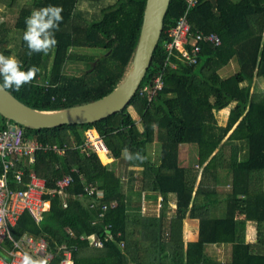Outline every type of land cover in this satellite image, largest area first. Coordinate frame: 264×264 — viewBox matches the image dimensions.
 I'll return each mask as SVG.
<instances>
[{
  "label": "trees",
  "instance_id": "1",
  "mask_svg": "<svg viewBox=\"0 0 264 264\" xmlns=\"http://www.w3.org/2000/svg\"><path fill=\"white\" fill-rule=\"evenodd\" d=\"M100 1L0 0V7L11 18L0 23V53L18 59L21 70L33 65L39 68L36 78L19 92L7 91L36 110L80 105L111 92L131 62L145 0H114L100 7L97 15L79 8L81 3L94 6ZM46 5L63 7L49 66L43 64L44 53L29 55L23 41L26 18ZM184 11L185 0H170L161 37L139 89L156 74L163 87L150 100L138 90L129 103L140 118L138 125L125 108L88 124L40 130L22 127L25 139L68 147L62 156L37 150L31 164L24 159L17 165L24 171L23 184L16 183L13 172L6 175L7 187L17 190L28 182L27 174L32 171L44 180L48 192L56 189L63 175L71 176L72 183L62 195L44 196L49 206L39 222L23 212L10 231L14 240L23 235L43 238L55 255L51 264L60 261L62 245L71 249L73 264H264V90L254 92L256 80L264 85V0H198L187 14L190 32L216 34L221 43L199 42L195 64L171 57L169 61L176 64L172 68L165 64L164 44L169 40L168 30ZM82 48L101 55L73 52ZM232 60L235 72L221 76L220 71ZM69 63L83 70L67 74ZM170 96L176 98L175 106L167 104ZM228 107L221 125L220 112ZM164 117L170 120L172 141L158 126ZM8 123L13 122L0 115V130ZM89 131L103 141L111 163L104 165L97 154L82 150ZM154 143L159 148L156 163L148 158ZM180 144L196 146V170L180 165ZM115 161L124 162L130 171L117 174ZM135 168L140 169L138 175ZM221 177L229 178V190L218 191ZM91 187L93 194L87 190ZM143 193L161 196L157 215L141 214ZM170 195H175V212L165 236L163 221ZM188 218L197 221V236L185 243L183 226ZM249 227L251 241L247 240ZM91 236L103 242L102 248L91 245ZM150 243L155 245L154 260ZM209 245L228 247L229 257L210 260L206 255ZM5 246L10 248L11 242ZM127 254L132 256L127 258Z\"/></svg>",
  "mask_w": 264,
  "mask_h": 264
},
{
  "label": "built area",
  "instance_id": "2",
  "mask_svg": "<svg viewBox=\"0 0 264 264\" xmlns=\"http://www.w3.org/2000/svg\"><path fill=\"white\" fill-rule=\"evenodd\" d=\"M197 3L198 0H185L183 15L167 32L169 40L164 44L167 52L165 64L172 68H176V64L169 61L171 57H175L186 65L195 64L200 51L199 42H208L214 46H218L221 43L220 38L216 34L204 35L200 32L194 34L190 32L187 14ZM162 87L161 76L156 74L138 90H140V94H145L147 99L150 100L154 93ZM90 133L91 131L85 133L86 141L82 150L88 149L97 154V148L92 141L94 139H92ZM97 142L104 146L99 136H97ZM67 149V146H43L35 138L25 139L23 128L14 123H8L4 129L0 130V162L3 168V174L0 176V252L2 253L0 255V264H22L25 254L31 256L34 260L44 259L47 264L52 263L55 255L50 251L47 242L43 238L23 235L19 240H14L10 231L16 225L23 212H27L35 222H39L42 213L47 210L49 204L44 199V196L46 194L53 196L56 193L62 195L72 183L71 176L63 175L57 180L56 189L48 192L45 189L44 180L36 177L32 171L27 174L28 182L24 183L22 189L17 190L7 187L6 175L10 171L13 172L16 183L23 184L24 171L22 168H17V165H22L21 163L24 159L31 164L34 161V153L37 150L51 151L58 156H62ZM87 190L88 193L93 194L95 188L91 187ZM63 207H66L65 202H63ZM102 210H106L105 205L102 206ZM6 241L11 242L10 248H6ZM90 241L95 248H102L103 246V242L94 236H91ZM58 250L61 252V259L57 264H73L70 248L62 245Z\"/></svg>",
  "mask_w": 264,
  "mask_h": 264
},
{
  "label": "water",
  "instance_id": "3",
  "mask_svg": "<svg viewBox=\"0 0 264 264\" xmlns=\"http://www.w3.org/2000/svg\"><path fill=\"white\" fill-rule=\"evenodd\" d=\"M169 2L170 0H145L131 62L122 80L111 92L80 105L57 110H36L20 102L8 91H0V115L23 128L40 130L93 123L122 112L136 95L150 66L163 31Z\"/></svg>",
  "mask_w": 264,
  "mask_h": 264
},
{
  "label": "rangeland",
  "instance_id": "4",
  "mask_svg": "<svg viewBox=\"0 0 264 264\" xmlns=\"http://www.w3.org/2000/svg\"><path fill=\"white\" fill-rule=\"evenodd\" d=\"M22 1H26V0H22ZM235 1V0H234ZM114 2V0H101L100 2H98L96 5L94 6H90L88 3H81L79 4V8L86 10L88 12L89 15H97L100 7L102 6H106L108 4H112ZM5 11L2 10V8L0 7V23L2 22H6L7 20H11L10 17H7L4 13ZM12 22V21H10ZM12 41V39H11ZM73 52L76 54H87V55H93V56H99L101 55L100 51L97 50H89V49H73ZM51 58H52V51L50 50L47 54H44V60H43V64L49 66L50 62H51ZM74 64L69 63L66 68L65 71L66 73H70V74H75V73H81V71L83 70V66H80V68H76L74 67ZM236 68H235V61L232 60L230 62V64L225 67L224 69H222L220 71L221 76H227V75H231L235 72ZM264 90V85L262 83L261 80H256L255 82V86H254V92L257 94H261V92H263ZM128 112L130 113L131 117L133 118V120L135 121V123L138 125L140 123V118L137 115L136 111L131 107L128 106L127 107ZM225 117V116H224ZM219 122L220 124L223 123V125L225 124V119H222V117H219ZM95 138L93 141V143L97 142V134H95ZM187 146V147H185ZM150 151L148 158L153 161L154 163L157 162V158L159 155V149H157V145L154 143L153 146L150 147V149L148 150ZM108 156V154H107ZM181 161H180V165L186 168H193L194 170L197 169V165H196V161H197V154H196V146L192 145V144H186L184 145V147L181 148ZM109 159V158H108ZM102 164H107L108 162H103L101 161ZM112 162V161H111ZM113 168L116 171L117 174H120L122 171L124 172V170L126 171V167H125V163L124 162H118L115 161V163L113 164ZM129 170V168H128ZM126 171L125 173L127 174ZM138 175V173H137ZM220 182L218 184V191L223 192V191H227L229 190V178H224L221 177L220 178ZM122 182H123V186L124 188H126L128 179H127V175L122 177ZM136 190V189H135ZM141 203V214L144 215H157L159 213L160 210V206L157 205V201L154 198H150V201L144 200L143 198L140 201ZM168 213V212H167ZM252 229L249 228V230L247 231V240L251 241L253 240V233L251 231ZM123 246V245H122ZM124 248V252L126 251L125 247ZM155 248V247H154ZM206 255L210 260H218L221 258V256L223 257V259H227L229 256V248L225 247L224 250L217 247V246H209L206 250Z\"/></svg>",
  "mask_w": 264,
  "mask_h": 264
},
{
  "label": "clouds",
  "instance_id": "5",
  "mask_svg": "<svg viewBox=\"0 0 264 264\" xmlns=\"http://www.w3.org/2000/svg\"><path fill=\"white\" fill-rule=\"evenodd\" d=\"M63 7L60 5H46L32 11L25 20V31L23 41L27 45L28 54H47L53 49L58 41L55 38V31L59 30V25L63 21ZM21 62L14 56H5L0 53V91L12 89L19 92L23 85L31 83L36 78L39 68L35 65L26 71L21 70ZM22 264H47L44 259L34 260L25 254Z\"/></svg>",
  "mask_w": 264,
  "mask_h": 264
},
{
  "label": "crops",
  "instance_id": "6",
  "mask_svg": "<svg viewBox=\"0 0 264 264\" xmlns=\"http://www.w3.org/2000/svg\"><path fill=\"white\" fill-rule=\"evenodd\" d=\"M234 1V0H233ZM229 76V75H227ZM167 104L170 105V106H175L177 104V100L175 97L173 96H170L167 100ZM231 107V106H230ZM230 107L222 110L220 112V118L222 117V119H225L226 121V118H227V114L229 112V109ZM225 116V117H224ZM223 125V123L221 124ZM158 126L161 127L162 129H165L166 131V136H167V139L168 140H171L174 139V136H173V129L171 128L170 126V120L167 118V117H164L159 123H158ZM90 134H94L95 133L93 131H91ZM154 145V144H153ZM152 145V146H153ZM157 145V144H156ZM184 145L186 144H180L178 146V151H179V160L181 161V148L184 147ZM187 147V146H185ZM157 149L158 148V145H157ZM104 156H105V163L108 162V160L110 161L109 163H111V161H113V159L109 158V156H107L106 158V149L104 150ZM150 151L148 152V155H149ZM99 157V156H98ZM109 158V159H108ZM108 159V160H107ZM101 160V159H100ZM102 161V160H101ZM153 162V161H152ZM105 165V164H104ZM184 167V166H183ZM134 170V168H131ZM138 170L140 169H137L135 168V173L138 172ZM130 171V168L129 170ZM137 175V174H136ZM144 199V200H147V201H150V198H154L156 199L157 201V205L161 207V196L160 195H156V194H152V193H143V195L141 196V199ZM49 206V204H48ZM48 208V207H47ZM174 212H175V195H170L169 196V208H168V213H167V217L164 219L163 221V230H164V234L165 236H167V232L169 230V220L170 218H172L174 216ZM197 226H198V223L196 220H192V219H186L185 222H184V226H183V237H184V241L185 243L187 241H194L196 239V236H197ZM251 228V227H249ZM249 230V229H248ZM252 231V230H251ZM210 246V245H209ZM208 246V247H209ZM211 246H214V245H211ZM124 247V246H123ZM155 245H153V243H150V256H151V259L154 260L156 255H155ZM207 247V248H208ZM218 247V246H217ZM220 248V247H219ZM207 250V249H206ZM124 253H127V251H125ZM131 254H133V250L130 251ZM0 255H2V253L0 252ZM132 255H126L127 258L131 257Z\"/></svg>",
  "mask_w": 264,
  "mask_h": 264
},
{
  "label": "bare ground",
  "instance_id": "7",
  "mask_svg": "<svg viewBox=\"0 0 264 264\" xmlns=\"http://www.w3.org/2000/svg\"><path fill=\"white\" fill-rule=\"evenodd\" d=\"M95 136L96 135H94V134H91V137H92V139H94L95 138ZM95 145H96V148H97V154H98V156H99V158L103 161V162H105V156H104V150H105V148H104V146L101 144V143H95Z\"/></svg>",
  "mask_w": 264,
  "mask_h": 264
}]
</instances>
